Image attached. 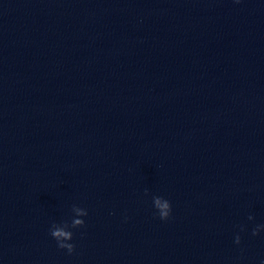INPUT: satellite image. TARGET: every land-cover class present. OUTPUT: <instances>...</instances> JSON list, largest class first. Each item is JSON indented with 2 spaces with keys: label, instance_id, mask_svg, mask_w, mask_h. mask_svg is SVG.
<instances>
[{
  "label": "water",
  "instance_id": "obj_1",
  "mask_svg": "<svg viewBox=\"0 0 264 264\" xmlns=\"http://www.w3.org/2000/svg\"><path fill=\"white\" fill-rule=\"evenodd\" d=\"M257 225L264 0H0V264H264Z\"/></svg>",
  "mask_w": 264,
  "mask_h": 264
},
{
  "label": "clouds",
  "instance_id": "obj_2",
  "mask_svg": "<svg viewBox=\"0 0 264 264\" xmlns=\"http://www.w3.org/2000/svg\"><path fill=\"white\" fill-rule=\"evenodd\" d=\"M239 3V0H236ZM147 194V193H146ZM153 205L158 211L159 218L161 220H167L171 214V203L167 199L160 196H153ZM72 211L76 212L80 216H87L88 212L85 208L73 206ZM249 220H253L254 217L249 215ZM85 221L83 219L72 220L71 224L68 222H63L62 224L53 223L50 228V235L57 241V247L60 249H66L69 255L73 254L75 251V245L69 241L73 240V232L70 229L83 227ZM261 229H264V225H257L252 230V235L255 236L259 233ZM245 230L244 226H240V231ZM236 244H240L241 237L239 234L235 236Z\"/></svg>",
  "mask_w": 264,
  "mask_h": 264
}]
</instances>
